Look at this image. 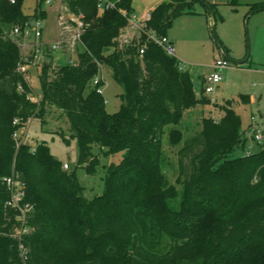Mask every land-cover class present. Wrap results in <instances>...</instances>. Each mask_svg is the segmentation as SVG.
<instances>
[{
	"label": "trees",
	"instance_id": "1",
	"mask_svg": "<svg viewBox=\"0 0 264 264\" xmlns=\"http://www.w3.org/2000/svg\"><path fill=\"white\" fill-rule=\"evenodd\" d=\"M22 1L0 0V264H264V146L243 154L246 140L230 102L221 107L218 121L203 118L200 131L184 140L179 129L184 112L209 101L196 98L179 61L145 34L128 47L118 46L126 16L134 14L132 0H114L115 9L103 13L96 0H63L70 13L82 16V52L75 64L59 67L54 80L48 78L51 65L41 66L35 112L28 84L17 72L22 60L10 34L45 13L40 0L33 15H24ZM199 1L159 3L143 23L145 30L167 37L177 18L195 14ZM263 10L264 4H255L247 15ZM101 66L110 68L122 89L121 106L112 114L92 85L95 78L103 84ZM44 105L67 118L77 165L87 175L101 166L102 195L85 198L75 171L63 170L45 144L34 152L17 144L14 134L39 118ZM167 127L169 145L179 147L178 210L169 207L177 191L161 171ZM119 153L117 163L100 165V157ZM9 178L20 182V205L28 206V232L20 240L25 259L12 238L21 212L6 205Z\"/></svg>",
	"mask_w": 264,
	"mask_h": 264
},
{
	"label": "rangeland",
	"instance_id": "2",
	"mask_svg": "<svg viewBox=\"0 0 264 264\" xmlns=\"http://www.w3.org/2000/svg\"><path fill=\"white\" fill-rule=\"evenodd\" d=\"M201 1L213 5L212 9L205 7ZM201 1L194 5L195 14L179 17L168 31V35L176 37L172 43L174 57L181 62L184 71L189 74L194 84V91L199 97L204 94L206 83L203 79L212 73L214 60L223 58L225 53L228 55L230 67L223 71L222 80L214 86L213 93L205 95L211 101V112L203 110L202 114L192 111V114H187L182 119L179 129L183 133L184 140L194 136L200 131L203 118L220 117L221 111L213 107V103L226 105L230 101L231 108L240 118V131L246 140L243 154L256 153L264 146V11L251 15L247 13L251 6L264 4V0ZM39 2L40 0H23V14L33 15ZM63 5L61 9L57 0H53L51 4H46L45 0L41 2L39 10L45 13V18L39 22L45 43H52L58 36L57 17H62L64 21L71 16L65 4ZM72 17L75 18L76 15L73 14ZM123 35L136 40L140 35L138 26L130 27ZM217 42L223 49L218 47ZM80 52L82 49L77 43L74 45L67 43L60 50L47 53L48 58L45 61L47 63L43 64L51 65L48 71L49 80H54L59 67L75 64ZM43 64L35 65L32 60L29 61V73H27L28 67H25L26 70L22 75L30 89L29 95L36 99L35 103L30 102L35 105V112L40 110L39 75ZM99 77L103 82L101 89L106 111L109 114L115 113L122 103V89L112 78L110 68L101 66ZM169 129L170 127L165 129L162 137L161 171L177 191V196L169 202V207L178 210L183 192L179 184L177 168L179 147L169 145ZM254 129L263 135L262 143L253 139ZM15 134L14 139L18 145L23 144L35 149L37 144L43 143L55 160L62 164L66 163L68 171L74 170L85 198L92 199L102 195L104 181L101 166L94 175H87L84 169L77 165V143L71 137L67 118L59 109L44 105L39 118L29 119ZM93 152L98 154L99 149L94 146ZM121 158V153L107 159L100 157V165L117 163Z\"/></svg>",
	"mask_w": 264,
	"mask_h": 264
},
{
	"label": "built area",
	"instance_id": "3",
	"mask_svg": "<svg viewBox=\"0 0 264 264\" xmlns=\"http://www.w3.org/2000/svg\"><path fill=\"white\" fill-rule=\"evenodd\" d=\"M10 3H14V0H8ZM59 4V8L62 9L64 6L63 0H57ZM53 0H45L46 4H51ZM63 5V6H62ZM96 8L99 13H103L104 11L115 9V1L114 0H96ZM66 10V9H65ZM123 16H126L125 11L119 9L118 10ZM68 12V11H67ZM71 16L67 20H62V17H57V27H58V36L52 43H45L42 39V27L39 22V20L28 23L25 25L23 29L15 28L11 34L10 37L13 40V42L16 44L20 56H21V63L17 67V72L21 75H23L25 71V67L29 65V61H33L41 54L44 50H46L48 53L60 50V48L67 44H78L80 41V36L82 33V16H76L75 18L72 17V13H69ZM59 15V14H58ZM57 15V16H58ZM127 18V28L130 27H136L138 26L140 34H145L147 39L154 43L155 45L162 48L168 55L174 56V49L167 37H161L158 38L153 32H147L145 30L144 24L137 23L136 17L134 14L130 16H126ZM125 29V30H126ZM123 33V32H122ZM120 34V36L117 39V44L119 47H128L132 44L133 40L129 39L128 37L124 36L123 34ZM144 52V48L139 49V55L141 56ZM24 54V55H23ZM230 67V61L226 57H220L213 61L212 63V73L204 79L206 86L203 89V93L205 95L211 94L214 91V86L217 85L221 79H222V73L226 69ZM179 70H184L181 62H179L178 66ZM99 84V78H95L92 82L93 86H96V93L102 94L101 86H98ZM98 86V87H97ZM21 91V89H20ZM29 102L35 103L36 99L33 98V96L28 95L27 97ZM17 123V120H14L13 124ZM253 139L257 141L258 143L263 142V135L257 131L256 129L252 132ZM14 137H16V134H14ZM31 152H34V148L30 150ZM62 169L67 171L68 165L66 163L62 164ZM6 185L8 186L11 197L8 202H6V205L11 208H16L21 212V215L18 216L16 219L18 221V225L15 228L12 238L17 240L19 250H20V256L21 258L25 259L26 256V250L22 247L20 240L23 235H25L28 232V227L26 226L25 220H24V212L27 210L28 206L21 207L20 201L22 197L24 196L23 187L20 184V182L15 181L14 179H6L5 180Z\"/></svg>",
	"mask_w": 264,
	"mask_h": 264
},
{
	"label": "crops",
	"instance_id": "4",
	"mask_svg": "<svg viewBox=\"0 0 264 264\" xmlns=\"http://www.w3.org/2000/svg\"><path fill=\"white\" fill-rule=\"evenodd\" d=\"M164 1H166V0H132V9H133L134 16L136 17L137 23L143 24L147 20L149 14L153 10V8H155L159 3L164 2ZM260 12H262V11H259L257 13H260ZM254 14H256V13H254ZM183 16H185V15H183ZM180 17H182V16H180ZM128 29L124 30L122 34H126ZM167 38L169 39V41L172 45L173 40H175L176 37H174V35L171 36V35L167 34ZM47 53L48 52L46 50H44L43 53L41 54V56H39L38 58H36L35 60L32 61L33 64L37 65L40 63L41 64L47 63V62H45L48 58ZM28 66H26V67H28ZM27 69H28L27 73H29V67ZM100 79H101V77H100ZM203 81H204V79H203ZM193 90H194V84H193ZM194 94H195L197 99H200L201 97H205L209 101V103L206 105H197L195 107H192V108L186 110L184 112L183 119L186 117L187 114H192V111H197V112H200L202 114H203V110L211 112V107H212L211 101L207 98V96H205V94H201L199 97L195 91H194ZM228 102H230V101H228ZM212 105H213V107L217 108L219 111H221V107L224 106L223 103L218 105L216 102L213 103ZM230 107H231V105H230ZM222 116H223V112L221 111V115L219 118H216V119L212 118V119L215 121H218Z\"/></svg>",
	"mask_w": 264,
	"mask_h": 264
},
{
	"label": "water",
	"instance_id": "5",
	"mask_svg": "<svg viewBox=\"0 0 264 264\" xmlns=\"http://www.w3.org/2000/svg\"><path fill=\"white\" fill-rule=\"evenodd\" d=\"M200 1H201V0H200ZM201 2H203V1H201ZM206 6L210 9V6H209V5L206 4Z\"/></svg>",
	"mask_w": 264,
	"mask_h": 264
}]
</instances>
